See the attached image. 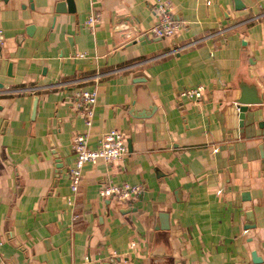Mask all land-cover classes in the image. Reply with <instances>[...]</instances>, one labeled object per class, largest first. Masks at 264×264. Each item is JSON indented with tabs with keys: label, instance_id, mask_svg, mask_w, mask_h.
<instances>
[{
	"label": "crops",
	"instance_id": "obj_1",
	"mask_svg": "<svg viewBox=\"0 0 264 264\" xmlns=\"http://www.w3.org/2000/svg\"><path fill=\"white\" fill-rule=\"evenodd\" d=\"M66 1L0 0V264L264 263V0H170L167 37L159 0ZM94 88L89 146L117 128L128 153L73 194L74 92Z\"/></svg>",
	"mask_w": 264,
	"mask_h": 264
},
{
	"label": "built area",
	"instance_id": "obj_2",
	"mask_svg": "<svg viewBox=\"0 0 264 264\" xmlns=\"http://www.w3.org/2000/svg\"><path fill=\"white\" fill-rule=\"evenodd\" d=\"M210 3V0H207ZM156 21L148 30V33L160 36H174L181 28V21L175 17L170 0H159L154 6ZM97 20L96 15H90L87 23L93 26ZM4 44L3 31L0 28V51ZM34 90V88H30ZM205 87L199 85L195 88H187L182 91V95L198 99L202 96ZM76 97V105L79 113L83 116L87 130L77 133L74 137V142L80 145V149H76L75 163L69 169V174L72 179L71 189L73 194L78 191L82 177V168L88 162H94L102 159L107 162L118 161L128 153V144L125 134L117 129L112 128L106 131L99 139V144L96 147L89 146L90 127L93 123L94 106L97 102V90L84 89L74 92ZM143 192V186L138 183H130L124 181L121 183L107 182L101 189V194L106 198H116L119 200L131 199L138 197ZM71 202V198L69 197Z\"/></svg>",
	"mask_w": 264,
	"mask_h": 264
},
{
	"label": "water",
	"instance_id": "obj_3",
	"mask_svg": "<svg viewBox=\"0 0 264 264\" xmlns=\"http://www.w3.org/2000/svg\"><path fill=\"white\" fill-rule=\"evenodd\" d=\"M70 1L71 0H67L66 2H68L69 4H70ZM62 5H63V3H62ZM70 10H74V8H72V9H70ZM33 28H34V26H29L28 27V32H30V31H32L33 30ZM251 102H254L253 100H251ZM249 103V102H248ZM239 109H240V111H241V115H240V117H241V119L243 118V112L247 109V105H240V107H239ZM60 159V158H59ZM56 166H57V168H58V171H56V175L60 172L59 170V168H61L62 167V163H61V161L59 160V161H57V163H56ZM243 196H249V193L248 192H245L244 194H243ZM248 227H250V226H248ZM251 260H252V264H264L263 263V259H262V257L256 252V251H252V253H251Z\"/></svg>",
	"mask_w": 264,
	"mask_h": 264
}]
</instances>
